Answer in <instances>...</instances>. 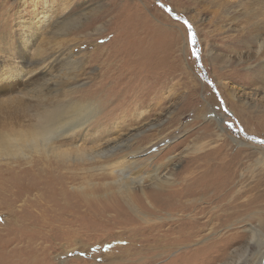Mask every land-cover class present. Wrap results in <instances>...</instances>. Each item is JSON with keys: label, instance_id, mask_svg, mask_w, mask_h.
Segmentation results:
<instances>
[{"label": "rangeland", "instance_id": "1", "mask_svg": "<svg viewBox=\"0 0 264 264\" xmlns=\"http://www.w3.org/2000/svg\"><path fill=\"white\" fill-rule=\"evenodd\" d=\"M47 6L58 22L52 25L51 20L49 28L36 30L39 17H34L50 9ZM185 20L196 35L194 47L188 42ZM24 36L32 38L44 57L57 52L51 58L61 63L53 73L60 92L55 89L49 100L38 97V104L76 102L97 113L95 127L81 133L83 147L95 144L89 139L101 142L119 135L123 143L118 150L128 156L137 151L142 162L154 161L153 166L169 164L171 156L190 146V157L188 153L176 158V167H171L179 175L192 169V154L198 149L210 154L207 159L227 158L239 171L224 188L223 193L230 194L224 203L227 210L217 209L222 221L208 224L190 244L157 256L146 255L145 245L128 232L136 226L105 231L101 226L90 228L84 216L82 232L73 226L77 230L70 237L57 234L60 226L66 227L59 223L66 201H86V193L104 185L102 159L66 161L58 149L46 156L34 154L29 163L24 157L0 159V247L3 241L10 245L20 231L39 229L33 244L37 252L26 258L31 264H264V145L244 135L264 139V3L0 0V75L20 66ZM125 57L128 64L113 74L110 66ZM19 117L17 108L0 110V134L34 127L30 124L35 122ZM142 138L145 144L127 149ZM152 142L157 147L152 148ZM144 148L148 154L140 152ZM39 178L47 183L45 188L35 186ZM96 202L107 208L114 204L104 197ZM82 206V212L89 210L85 203ZM106 216L114 217L115 211ZM91 232L97 236L89 238ZM16 246L17 242L1 253ZM12 261L17 264L18 259Z\"/></svg>", "mask_w": 264, "mask_h": 264}, {"label": "bare ground", "instance_id": "2", "mask_svg": "<svg viewBox=\"0 0 264 264\" xmlns=\"http://www.w3.org/2000/svg\"><path fill=\"white\" fill-rule=\"evenodd\" d=\"M246 1L251 5L264 3V0ZM47 7L50 9L42 11L34 17V19L39 17L37 22L39 25H34L36 30L37 28L38 30L49 28L51 20L52 25L58 22V19H53L52 7ZM42 19L44 21L41 22ZM28 28L31 29L30 26ZM21 46L23 49L18 50L21 52L20 66L14 67V71H7V75H0V110L17 108L20 119L29 118L35 124H30L34 127L25 132L21 131L13 135L0 134V159L9 161L24 157L29 163L34 154L46 156L54 149L64 152V155L67 156L66 161H83L86 158L102 159L101 170L104 173L101 178L105 180L104 185L97 189L94 188L93 193H86V201L78 200V203L66 201L59 214L60 225L66 227L60 226L57 230L59 236L70 237L77 230L73 226H79L77 231L82 232L81 219L85 216L89 218L90 228L91 226H101L109 231L117 225L124 228L136 226L128 232L139 238L140 246L145 245L147 248L145 254L161 256L181 244H190L193 238L214 220L222 221L223 215H217V209L224 207L227 210L228 208V205L224 203L229 190L226 193L223 192L224 188L228 184L230 186L237 176L238 164L232 167L227 158L207 159L210 154L207 156L204 154L205 151L198 149L192 154L194 156L191 160L192 169H189V173L186 175H179L177 169L172 170L176 167L174 160L188 154L191 151L189 150L190 146L174 157L171 156L168 159L169 164L154 166V161L142 162L137 156V151L128 156L118 150L117 147L122 148L121 144L123 143L119 135L103 137L101 142H92L89 139V143L95 144H92V147H83L80 140L81 133L90 126L95 127L93 119L97 113L93 111L94 109L80 107L76 102L71 105L66 102L65 105L56 107L48 102L39 105L38 97L49 100L55 89H57L56 93L60 92L58 88L61 85L59 83L58 86L55 83L54 78L57 77L53 73L55 69H59L61 63L58 62V57L51 58L57 55V52L44 57L41 49L33 43L32 38L24 36ZM126 50L128 52V48ZM113 55L114 53L110 56ZM119 63L110 66V70L114 68L113 74L128 64V58H121ZM115 67H117V71H115ZM124 73L128 74V71ZM35 92H39L38 96L34 95ZM102 134L105 132L99 133V135ZM143 144H145L144 138L127 149H137ZM149 144L152 148L157 147V143ZM147 151L148 148H144L140 152L147 153ZM190 154L187 156L190 157ZM203 159H205L204 163H199ZM172 166L173 168H171ZM180 179L185 183H178ZM46 185L47 183L39 178L35 186L45 188ZM104 189L110 190L99 194ZM103 197L114 201V204L109 205L110 208L99 207L100 204H96V201ZM82 203H85L89 210L82 212ZM92 207H94L93 210ZM113 211H115L114 217L106 216L107 212ZM206 217H208V221H205ZM33 222L36 225L41 224L40 221ZM198 226L199 229H197ZM89 231L90 229L86 230L84 235ZM20 232L14 234L11 243L17 242L18 247L12 248L13 250L10 252L7 251L12 254V259H18L17 264H31L29 259L34 258L33 253L37 252L33 244L38 238L39 229L34 231L32 229L26 234H20ZM107 234L109 233L106 232V236ZM92 236H97V233L90 234L89 238ZM10 245H6L5 241L1 242L0 264H15L8 256V252L1 253L5 248L9 249ZM27 257L28 260H26ZM24 258L25 260H23ZM152 259L154 257L148 258L146 262ZM32 261L37 260L32 259Z\"/></svg>", "mask_w": 264, "mask_h": 264}, {"label": "snow or ice", "instance_id": "3", "mask_svg": "<svg viewBox=\"0 0 264 264\" xmlns=\"http://www.w3.org/2000/svg\"><path fill=\"white\" fill-rule=\"evenodd\" d=\"M184 24L186 25L188 30V42L194 47L196 44V35L192 31V26L186 20L184 21ZM193 55L196 56L197 59H199V55L195 50L193 51ZM209 83H211V81H209ZM229 127H231V125H229ZM259 143L264 144V140L259 141Z\"/></svg>", "mask_w": 264, "mask_h": 264}, {"label": "water", "instance_id": "4", "mask_svg": "<svg viewBox=\"0 0 264 264\" xmlns=\"http://www.w3.org/2000/svg\"><path fill=\"white\" fill-rule=\"evenodd\" d=\"M169 10V9H168ZM174 17L175 18H178V16H176V15H174ZM179 19V18H178ZM248 139H251L253 142H256V143H258V144H261V143H259V141H261V140H264V139H259V138H257V137H254V136H249V135H246V134H244ZM262 145H264V144H262Z\"/></svg>", "mask_w": 264, "mask_h": 264}]
</instances>
